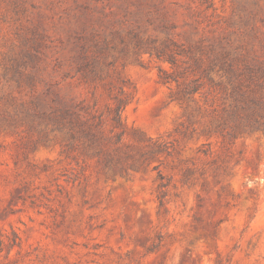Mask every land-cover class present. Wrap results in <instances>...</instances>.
Wrapping results in <instances>:
<instances>
[{
	"label": "rangeland",
	"instance_id": "obj_1",
	"mask_svg": "<svg viewBox=\"0 0 264 264\" xmlns=\"http://www.w3.org/2000/svg\"><path fill=\"white\" fill-rule=\"evenodd\" d=\"M220 45L264 59V0H0V264H264V130L217 126L231 103ZM15 58L35 93L44 79L100 110L121 97L123 151L149 137L164 150L111 173L30 128ZM163 71L199 89L180 101Z\"/></svg>",
	"mask_w": 264,
	"mask_h": 264
},
{
	"label": "trees",
	"instance_id": "obj_2",
	"mask_svg": "<svg viewBox=\"0 0 264 264\" xmlns=\"http://www.w3.org/2000/svg\"><path fill=\"white\" fill-rule=\"evenodd\" d=\"M220 46L222 48L220 69L230 88L228 96L231 103L226 109V119L217 126L229 128V135L233 137L239 132L264 130V59L258 57L247 59L234 55L233 50L229 51L224 45ZM164 48L158 50L157 55H165L169 63L175 66L177 64L175 55L166 53ZM28 57L33 62V58L30 55ZM28 64L22 58H15L10 69L17 85L21 86L24 82L29 91L34 93L30 100L13 106L15 114L21 113L19 120L30 128H34L35 124L41 125L44 126L42 131L44 136L58 131L68 140L81 142L111 173L127 174L128 168L141 169L154 153L164 150L159 138L149 137L147 140L151 146L150 144L143 146L142 150L135 153L128 149L123 151L121 142L125 135L124 102L121 97H111L113 105H106L100 110L96 107L97 99L94 94L92 104H84L69 93H62L58 82L44 79L42 81L44 90L35 93V72L33 65ZM27 66L31 68L29 71H26ZM160 77L165 83L170 80L176 82L178 86L176 98L180 101L190 99L200 86L196 79L179 82L177 77L166 71H163ZM15 122L11 119L9 124L15 126ZM125 160H129L130 163L123 167Z\"/></svg>",
	"mask_w": 264,
	"mask_h": 264
}]
</instances>
